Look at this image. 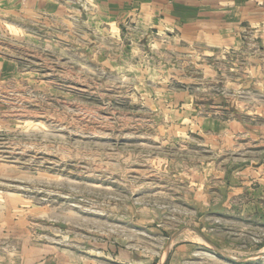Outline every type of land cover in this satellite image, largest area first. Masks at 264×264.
I'll return each instance as SVG.
<instances>
[{
    "label": "rangeland",
    "instance_id": "rangeland-1",
    "mask_svg": "<svg viewBox=\"0 0 264 264\" xmlns=\"http://www.w3.org/2000/svg\"><path fill=\"white\" fill-rule=\"evenodd\" d=\"M57 35L46 34L44 49L15 45L18 69L0 82L2 221L10 205L15 215L22 208L32 241L88 252L95 264H264V223L254 218L205 233L226 242L175 256L202 230L189 198L197 178L187 175L214 150L197 146L205 140L195 125L259 101L264 42L249 37L222 58L185 50L154 65L128 35L120 41L81 21L71 37ZM182 92L197 113L177 115Z\"/></svg>",
    "mask_w": 264,
    "mask_h": 264
},
{
    "label": "crops",
    "instance_id": "crops-1",
    "mask_svg": "<svg viewBox=\"0 0 264 264\" xmlns=\"http://www.w3.org/2000/svg\"><path fill=\"white\" fill-rule=\"evenodd\" d=\"M79 21L120 41L128 35L132 50L154 65H167L172 55L185 50L222 58L241 51L249 37L264 42V0H0V82L13 77L18 69L15 45L51 47L47 33L58 32L61 38L62 28L71 37ZM52 47L57 48L55 44ZM257 78L261 89L252 95L259 101L246 104L245 110L234 108L229 120L203 117L195 125L205 140L197 146L214 150L187 175L197 178L189 182L197 186L189 189V198L191 206L201 211L198 226L202 225V230L193 235V241L180 246L175 256L188 257L195 243L228 241L223 235L205 233L218 232V227L231 224L236 217L264 223V74ZM248 80L256 82L251 76ZM177 105L181 106L177 110L180 116H190L201 108L189 92L180 93ZM190 123L179 125L191 130ZM212 209L221 213L211 216ZM8 210L3 221L0 216V264H95L88 252L79 256L32 241V227L18 217L23 209L16 215L12 205ZM188 233L196 232L188 228Z\"/></svg>",
    "mask_w": 264,
    "mask_h": 264
},
{
    "label": "built area",
    "instance_id": "built-area-1",
    "mask_svg": "<svg viewBox=\"0 0 264 264\" xmlns=\"http://www.w3.org/2000/svg\"><path fill=\"white\" fill-rule=\"evenodd\" d=\"M247 2L258 3L259 0H245Z\"/></svg>",
    "mask_w": 264,
    "mask_h": 264
}]
</instances>
